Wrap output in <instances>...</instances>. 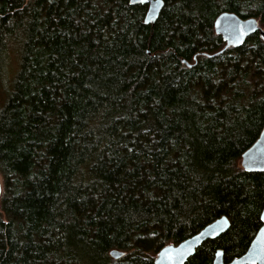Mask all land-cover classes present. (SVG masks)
Listing matches in <instances>:
<instances>
[{
  "label": "trees",
  "instance_id": "trees-1",
  "mask_svg": "<svg viewBox=\"0 0 264 264\" xmlns=\"http://www.w3.org/2000/svg\"><path fill=\"white\" fill-rule=\"evenodd\" d=\"M164 2L151 24L130 0H0V264H153L223 215L187 264L247 250L264 171L240 161L264 127V39L223 50L214 23L264 27V0Z\"/></svg>",
  "mask_w": 264,
  "mask_h": 264
},
{
  "label": "water",
  "instance_id": "water-1",
  "mask_svg": "<svg viewBox=\"0 0 264 264\" xmlns=\"http://www.w3.org/2000/svg\"><path fill=\"white\" fill-rule=\"evenodd\" d=\"M131 4L147 5L145 22L154 24L158 19L164 0H130ZM215 31L226 42V48L241 46L249 36L258 32L264 39V27L258 19L241 17L235 12L222 11L215 19ZM241 166L247 171H264V127L256 141L243 153ZM3 192V182L0 178V200ZM262 226L257 231L248 250L241 256L225 263L224 251L218 249L212 264H264V208L261 214ZM231 222L225 215L204 226L197 233L182 240L178 244L170 243L163 246L154 260V264H187L199 246L208 239L219 237L229 229ZM124 254L120 250H112L111 255L119 258Z\"/></svg>",
  "mask_w": 264,
  "mask_h": 264
},
{
  "label": "rangeland",
  "instance_id": "rangeland-1",
  "mask_svg": "<svg viewBox=\"0 0 264 264\" xmlns=\"http://www.w3.org/2000/svg\"><path fill=\"white\" fill-rule=\"evenodd\" d=\"M8 67H9V69H8V75H10V72H13V71L15 72V70L17 69V60H16V58H13L11 60V63L8 65ZM0 178L2 180L1 174H0Z\"/></svg>",
  "mask_w": 264,
  "mask_h": 264
},
{
  "label": "flooded vegetation",
  "instance_id": "flooded-vegetation-1",
  "mask_svg": "<svg viewBox=\"0 0 264 264\" xmlns=\"http://www.w3.org/2000/svg\"><path fill=\"white\" fill-rule=\"evenodd\" d=\"M240 162H241V161H240ZM263 208H264V207H263ZM262 211H263V210H262ZM261 214H262V213H261ZM225 216H226V215H225ZM220 217H221V216H220ZM227 217H228V216H227ZM229 220H230V219H229ZM213 221H214V220H213ZM261 221H262V219H261ZM211 222H212V221H211ZM230 222H231V221H230ZM208 224H209V223H208ZM262 224H263V221H262ZM262 224H261V226H262ZM206 225H207V224H206ZM206 225H205V226H206ZM230 226H231V225H230ZM261 226H260V227H261ZM260 227H259V228H260ZM229 228H230V227H229ZM259 228H258V230H259ZM200 230H201V229H200ZM258 230H257V231H258ZM226 231H227V230H226ZM257 231H256V233H257ZM256 233H255V235H256ZM222 234H223V233H222ZM255 235H254V237H255ZM254 237H253V239H254ZM253 239H252V240H253ZM251 242H252V241H251ZM250 244H251V243H250ZM249 246H250V245H249ZM249 246H248V248H249ZM248 248H247V250H248ZM219 249H221V248H219ZM217 250H218V249H217ZM222 250H223V249H222ZM247 250H246V251H247ZM223 251H224V250H223ZM246 251H245V252H246ZM158 252H159V251H158ZM245 252H244V253H245ZM215 253H216V252H215ZM244 253H243V254H244ZM243 254H241V255H243ZM241 255H239V256H241ZM156 256H157V255H156ZM239 256H236V257H239ZM214 257H215V255H214ZM155 258H156V257H155ZM234 258H235V257H234ZM234 258H233V259H234ZM213 259H214V258H213ZM224 259H225V253H224ZM233 259H232V260H233ZM154 260H155V259H154ZM188 260H189V259H188ZM232 260H230V261H232ZM230 261H226V260H225V263H228V262H230ZM187 262H188V261H187ZM212 263H213V261H212ZM153 264H154V263H153Z\"/></svg>",
  "mask_w": 264,
  "mask_h": 264
}]
</instances>
